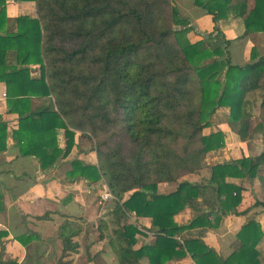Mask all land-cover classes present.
Instances as JSON below:
<instances>
[{
	"label": "trees",
	"instance_id": "obj_1",
	"mask_svg": "<svg viewBox=\"0 0 264 264\" xmlns=\"http://www.w3.org/2000/svg\"><path fill=\"white\" fill-rule=\"evenodd\" d=\"M22 1L35 2L37 18L18 17L17 33L0 35V82L6 87L7 113L17 114L19 131L35 125L31 134L51 138L26 145L22 154L34 155L41 168H50L68 156L74 132L89 139L97 162L83 167L82 174L90 183H105L116 221L131 214L149 218L148 232L155 237L154 245L135 250V236L142 231L123 226V245L115 250L119 264H138L143 257L149 264H165L186 256L195 264H259L256 246L263 234L253 220L237 234L241 246L225 259L200 234L183 237L182 243L176 237L217 228L225 216L241 214L244 188L228 178L264 177L262 152L211 167L199 183H178L199 173L206 154L223 146L221 131L204 133L217 109L228 108L229 127L241 141L248 138L250 119L243 118V101L264 91V56L252 50L248 63L233 65L231 41L224 38L219 21L232 15L243 20V36L264 32V0H192L212 17V48L189 41L195 28L171 0ZM34 66L38 77L32 76ZM32 100H47L53 108L33 109ZM3 124L0 151L5 149ZM60 129L66 138L63 151L55 141ZM79 165L73 161V170ZM166 183L178 185L159 194L158 185ZM207 191L213 203L204 200L206 210L198 209L197 200ZM255 207L264 210V200ZM188 208L196 215L177 225L174 217ZM35 219L47 221L49 214ZM79 222L64 217L58 227L61 254L56 264H69L65 259L80 253L75 240L82 233ZM99 231L102 241L106 223Z\"/></svg>",
	"mask_w": 264,
	"mask_h": 264
},
{
	"label": "crops",
	"instance_id": "obj_2",
	"mask_svg": "<svg viewBox=\"0 0 264 264\" xmlns=\"http://www.w3.org/2000/svg\"><path fill=\"white\" fill-rule=\"evenodd\" d=\"M3 1L0 0V35L5 33L16 34L18 28L15 19L18 17L37 18L34 1ZM186 4L188 10L182 12L195 28V31L211 33L213 30L212 17L203 10L193 7L191 0H186ZM177 5L179 8L177 9L180 11L178 2ZM219 28L224 38L231 41L228 46V54L233 65L243 66L248 63L252 50H255L259 57L264 56V32H255L243 36L245 30L243 20L232 15L220 20ZM196 32L188 34L191 43L196 42L199 37L195 35ZM199 38L201 40V37ZM12 59L13 54L9 52V60ZM32 68V76L38 77V66ZM263 94L264 91H257L246 95L244 98L243 118L250 119L249 134H247L248 138L245 141H241L237 133L229 127L228 108H220L214 112L211 117V127L206 129L204 133L221 131L224 137L223 146L217 151L206 154L199 175L194 179H189L188 182L199 183L204 177L208 178V169L216 165L229 163L243 157L254 158L264 152V112L261 109V96ZM5 96V84L0 82V121L6 126L4 131L5 149L0 151V194L3 205V209L0 211V264H56V259L61 252L57 231L64 221V217H73L83 222L77 223L81 226L82 233L75 239L81 243L80 240L85 237L89 226H96L94 224L103 212V209L99 207L101 203L94 202L90 197L99 194L101 198V195L108 189L103 181L90 183L82 174L83 167L95 165L97 160L90 142L80 132H74V146L68 156L60 157L56 164L50 168H41L38 158L34 155L22 154V149L26 145L51 138L45 134H43L44 136L31 134L28 130L33 129L35 125H29L28 129H23V132H20L17 114L7 113ZM38 107L42 110L48 109V111L53 108L47 100L38 102L32 100V108ZM4 126H1L2 130H4ZM55 141L63 151L66 144L63 129L58 130ZM73 161L80 163L75 170L72 167ZM193 175L191 174L189 177L192 178ZM198 176L200 177L199 181ZM260 176L252 181L227 179L228 183L244 188L242 202L238 207L240 215H227L217 228L186 231L176 239L182 243L183 237H196L200 234L204 243L225 259L241 246L237 234L245 224L253 220L258 223L263 234L256 250L259 254V264H264V210L261 207L252 208L255 202H263L264 200V177L262 174ZM172 186L174 185L171 183L160 184L158 185V193H170L174 190ZM166 188L167 190H165ZM204 200L210 204L213 203L211 191H207L203 197L197 200L198 209L206 210L207 205ZM47 213L49 220L35 219ZM195 215L194 210L188 208L175 216L174 221L179 226L186 225ZM128 218L127 225H134L142 231V234L135 236L133 248L137 250L144 246L154 245L155 237L148 232L151 227L150 219L138 218L135 214H131ZM122 219L124 218L120 220ZM123 226L125 225L122 224L120 227L116 225V229L111 231L114 236L106 235L105 237L103 233L104 239L102 241L98 239L96 243H90L92 241L84 243L86 247H89L88 253L90 252L86 264H119L115 250L123 245V241L119 237ZM94 256H96L97 263L93 259ZM138 264H149L147 257L141 258ZM165 264L195 263L190 256H186Z\"/></svg>",
	"mask_w": 264,
	"mask_h": 264
},
{
	"label": "rangeland",
	"instance_id": "obj_3",
	"mask_svg": "<svg viewBox=\"0 0 264 264\" xmlns=\"http://www.w3.org/2000/svg\"><path fill=\"white\" fill-rule=\"evenodd\" d=\"M187 1H189V0H187ZM177 2L179 3V6H180V11H179V13H180V15H181V17H183V18H187L186 16H185V14H184V12H182L183 10L185 11V10H188L187 9V4H186V0H171V4L170 5H174V6H176L177 8H178V5H177ZM191 3H192V0H191ZM189 5H190V2H189ZM192 6L193 7H195L194 5H193V3H192ZM197 8V7H196ZM179 9V8H178ZM198 9H200V8H198ZM200 10H202V9H200ZM213 31V30H212ZM195 35H197V37L199 36V37H201V40H200V38L198 37V39H197V41L196 42H194V43H197V42H204L205 43V46H206V48H212V39H213V37H214V34H213V32H211V33H209V32H206V31H204V32H200V31H197L196 33H195ZM220 41H222V40H220ZM5 99H6V96H5ZM38 102V101H37ZM1 103V102H0ZM50 103V102H49ZM51 104V103H50ZM52 105V104H51ZM45 106V105H44ZM88 141H89V139H88ZM197 175H199V173H197V174H194L193 175V177L191 178V177H189L190 175H186V176H183V177H181L179 180H178V183L180 182V181H190L189 179H194V177L196 178L197 177ZM199 177V176H198ZM198 179V181L200 180V177L199 178H197ZM178 183H171V184H173L174 186H172L173 187V189L175 190L176 189V187H177V185H178ZM165 190H167V188L165 189ZM164 190V191H165ZM173 190V191H174ZM163 191V192H164ZM166 192V191H165ZM133 192H130V193H128L127 194V196H126V198H129L130 197V195L132 194ZM168 194V193H167ZM91 199H93V201L94 202H99V203H101V205L99 206L100 208H102L103 209V212L100 214V217H99V219L96 221V223L94 224V225H96V226H94V227H90L89 226V228H88V231L85 233V237H83L81 240H80V245H81V250H80V253H79V255H72V256H70L69 258H67V260H65L66 262L68 261V263L69 264H86V260L89 258V256H90V252L88 253V249H89V247H86L85 246V244L84 243H86L87 241H92V242H90V243H93V242H97V240H98V238H99V236H100V227H101V225H102V223H106V225H107V228H108V231H106V232H104V234H105V237H106V235H108V236H114V233L113 234H111V231H114L115 229H116V225H119V227L120 226H122V224L123 225H127V223H128V221H129V218L128 217H125L124 219H122V220H120V221H116L115 220V218H114V215H113V210H114V201L113 200H110V201H107V202H103L102 200H101V198H100V195L98 194V195H96V196H92V197H90ZM195 213V212H194ZM126 218H128V219H126ZM192 219V218H191ZM121 221H123V222H121ZM190 222V221H189ZM81 223H83V222H81ZM182 226V225H181ZM147 230V229H146ZM103 234V235H104ZM60 244V243H59ZM60 254H61V252H60ZM60 254H59V256H58V258L60 257ZM96 256H94V260H95V263H97V259L95 258ZM58 258L56 259V262L58 261ZM55 262V263H56Z\"/></svg>",
	"mask_w": 264,
	"mask_h": 264
},
{
	"label": "built area",
	"instance_id": "obj_4",
	"mask_svg": "<svg viewBox=\"0 0 264 264\" xmlns=\"http://www.w3.org/2000/svg\"><path fill=\"white\" fill-rule=\"evenodd\" d=\"M101 198L103 201H110L113 199L112 195L110 194L109 191H105L102 195Z\"/></svg>",
	"mask_w": 264,
	"mask_h": 264
}]
</instances>
